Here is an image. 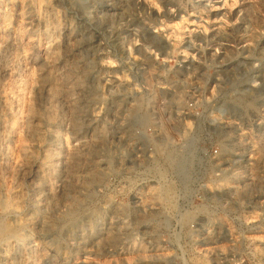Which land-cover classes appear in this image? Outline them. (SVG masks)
Instances as JSON below:
<instances>
[{"label":"rangeland","instance_id":"1","mask_svg":"<svg viewBox=\"0 0 264 264\" xmlns=\"http://www.w3.org/2000/svg\"><path fill=\"white\" fill-rule=\"evenodd\" d=\"M0 264H264V0H0Z\"/></svg>","mask_w":264,"mask_h":264},{"label":"bare ground","instance_id":"2","mask_svg":"<svg viewBox=\"0 0 264 264\" xmlns=\"http://www.w3.org/2000/svg\"><path fill=\"white\" fill-rule=\"evenodd\" d=\"M54 46V45H53ZM57 51V50H56ZM51 58V57H50ZM47 61V60H46ZM48 62H49V60H48ZM47 64V63H46ZM52 82V81H51ZM56 82V81H55ZM54 85V84H53ZM54 87V86H53ZM56 87V86H55ZM55 87H54V89H55ZM53 89V88H52ZM161 174V173H160ZM161 176H162V174H161ZM104 182V181H103ZM164 184V183H163ZM164 186V185H163ZM162 190V189H161ZM164 190H166L165 188H164ZM164 192V191H163ZM162 193V192H161ZM170 193V192H169ZM76 199V198H75ZM80 205V204H79ZM70 211V210H69ZM107 229V228H106ZM6 231V230H5ZM11 231V230H10ZM13 232V231H12ZM105 240V239H104Z\"/></svg>","mask_w":264,"mask_h":264}]
</instances>
